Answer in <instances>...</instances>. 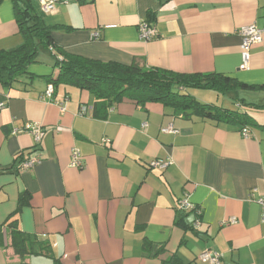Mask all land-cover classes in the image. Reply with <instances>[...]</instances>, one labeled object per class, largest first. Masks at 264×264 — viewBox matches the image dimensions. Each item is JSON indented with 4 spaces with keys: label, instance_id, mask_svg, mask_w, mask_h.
Returning a JSON list of instances; mask_svg holds the SVG:
<instances>
[{
    "label": "crops",
    "instance_id": "0c3cea01",
    "mask_svg": "<svg viewBox=\"0 0 264 264\" xmlns=\"http://www.w3.org/2000/svg\"><path fill=\"white\" fill-rule=\"evenodd\" d=\"M34 2L39 9L41 0ZM46 16L48 25L60 26L56 44L74 55L264 85V0H60ZM142 23L156 39L141 38ZM253 25L262 42L241 71L240 31ZM23 41L14 3L3 0L0 51ZM28 73L10 87L0 84V169H9L0 174V225L28 192L31 205L17 216L19 227L48 253L22 261L3 227L0 264H166L173 255L202 264L205 251L219 253L221 264H264L262 210L250 199L254 189V199L264 196V129H249L246 139L236 126L129 100L96 110L88 91L70 86L55 90L51 102L45 93L46 77L58 74L53 61ZM28 123L43 126L38 146L25 132ZM74 148L82 169L70 167ZM33 157L41 163L21 170L20 162ZM156 160L171 164L150 167ZM186 195L202 209L199 218L178 208ZM146 242L156 247L147 251Z\"/></svg>",
    "mask_w": 264,
    "mask_h": 264
},
{
    "label": "trees",
    "instance_id": "16d2710c",
    "mask_svg": "<svg viewBox=\"0 0 264 264\" xmlns=\"http://www.w3.org/2000/svg\"><path fill=\"white\" fill-rule=\"evenodd\" d=\"M3 0H0V4ZM14 3L16 23L23 44L14 50L0 51V84L10 87L20 77L28 75L30 66L37 64L39 47L50 51L55 58L56 77L47 76L54 93L60 86H70L88 91L95 99L96 110L99 107L107 111L113 105L124 100L138 105L160 104L174 113L187 117L195 116L236 126L240 131L251 128L264 129L251 113V110H263L264 102L254 103L240 97V91L264 92V85L251 86L217 73L183 74L160 68H151L135 60L130 65L116 62H102L71 54L59 47L53 37L60 26L48 25L45 14L36 7L33 0H11ZM63 28V27H62ZM192 90H209L222 96H231L234 106L224 107L199 102ZM19 157V159H21ZM24 162L23 160L20 162ZM9 169H0V174ZM32 196L28 192L20 195L16 212L0 225V233L6 227L11 236V247L24 261L26 256L47 254L48 247L37 237L28 235L19 227L18 215L31 205ZM146 242L144 249L153 250ZM164 247H159L153 257H159ZM166 264H183L175 255L164 261ZM25 264V263H22ZM53 264H62L53 259Z\"/></svg>",
    "mask_w": 264,
    "mask_h": 264
},
{
    "label": "built area",
    "instance_id": "2783aa9c",
    "mask_svg": "<svg viewBox=\"0 0 264 264\" xmlns=\"http://www.w3.org/2000/svg\"><path fill=\"white\" fill-rule=\"evenodd\" d=\"M60 0H41L40 9L45 14L48 15L55 10V6L59 3ZM240 34L242 35L243 41L241 44V71H247L250 68V63L252 59L251 50L255 45H258L262 42V32L256 26H248L241 29ZM140 35L144 41H152L157 38L156 31L150 26L149 23H142L140 26ZM99 35L95 33L93 35V39H98ZM54 88L53 86H49L45 93V98L49 99L53 102ZM4 105H1L2 108ZM85 109L80 112V115H85ZM147 125L144 124V127ZM25 132L31 135L34 138L36 146L40 145L44 138V130L43 126L40 123H28L25 125ZM165 132L178 133V131L173 130L172 127H168L164 130ZM18 133L17 129L13 130V135ZM242 136L244 138H248L250 133L248 130L242 131ZM41 160L37 157L30 158L24 161L21 164V170L32 169L35 166L39 165ZM171 164L170 160H156L150 164L152 168H158L161 170H165ZM70 167L75 169H82L83 167V156L79 149L74 148L71 153ZM256 189L252 191L250 199L257 203L262 210V220L264 222V196L258 197L254 199V194L256 193ZM178 208L185 213H194L199 218L202 215V209L192 202H190L188 196L186 195L183 199H181L178 203ZM197 218L194 222V229L198 230L201 227V222ZM231 224L236 223V219H232L229 221ZM222 256L219 253L212 251H205L201 255H199L198 260L202 264H221Z\"/></svg>",
    "mask_w": 264,
    "mask_h": 264
},
{
    "label": "rangeland",
    "instance_id": "374dc122",
    "mask_svg": "<svg viewBox=\"0 0 264 264\" xmlns=\"http://www.w3.org/2000/svg\"><path fill=\"white\" fill-rule=\"evenodd\" d=\"M34 1V0H33ZM46 23L48 24L49 19H47V16H44ZM48 60L53 61V65L55 63L54 55L48 51L45 50L42 46L39 47V57H38V63H44ZM191 94L201 103L203 104H212L216 106H224V107H233L234 102L233 98L231 96H222L214 91L209 90H192ZM240 97L243 99H246L249 102L254 103H261L264 102V92H250V91H240ZM252 115L259 121L264 122V111L263 110H251Z\"/></svg>",
    "mask_w": 264,
    "mask_h": 264
}]
</instances>
